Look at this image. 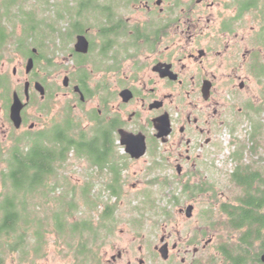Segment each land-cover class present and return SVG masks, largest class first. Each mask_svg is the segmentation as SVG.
Here are the masks:
<instances>
[{
	"label": "flooded vegetation",
	"instance_id": "flooded-vegetation-1",
	"mask_svg": "<svg viewBox=\"0 0 264 264\" xmlns=\"http://www.w3.org/2000/svg\"><path fill=\"white\" fill-rule=\"evenodd\" d=\"M53 1H59L54 12L60 30L49 25L55 38L43 39L24 57L33 59V68L39 62L55 68L49 54L57 41L58 51L64 52L67 61L64 67V62L58 66L64 69L61 84L71 99L62 114H82L75 118L78 127V120L90 127L107 124L114 140L111 149L124 150L118 163L141 161L156 147L165 158L160 162L173 168L175 178L184 182L179 185L180 195L192 197L198 193L197 186L190 184L198 163L207 160L209 149L219 146L224 132L233 131L230 126L239 122V114L252 121L251 140L254 126L261 124L257 116L263 114L264 118V101L258 96L264 84V0H0V59L4 46L21 52L20 38L27 26V45L33 41L36 16L27 6L46 10ZM79 44L87 46L84 52L76 51ZM65 79L67 86L63 85ZM25 83L29 101L21 112L19 129L9 119L12 96L3 109L15 133L27 126L26 133L33 134L36 124H28L25 109L35 104V93L44 100L47 91L34 78ZM35 83L43 86V97L35 91ZM2 85L3 81L0 93ZM73 121L70 117L66 124L73 126ZM160 132L165 135L158 137ZM122 136L144 139L145 155L131 158L120 145ZM107 165L100 173L108 172L111 180L115 171ZM116 172L120 178V171ZM258 177V184L264 181ZM159 181L161 188H167V179ZM106 192L110 198L112 190ZM98 204L97 221L106 223L108 203ZM188 206L194 210L187 204L177 213L191 221L193 210L188 217ZM223 215L225 227L239 232V248L222 244L215 252L213 224H202L203 231L187 222L178 231L177 223L166 222L154 238H147L144 229H129L127 240L112 238L111 231H104L87 254H80L84 244H89L84 239H51L44 232L40 238L20 240L12 238L14 233L11 238L2 234L0 264H264V226L254 229V250L250 248L247 255L243 244L247 228L231 227L226 212ZM237 251L242 256L232 257L231 252Z\"/></svg>",
	"mask_w": 264,
	"mask_h": 264
},
{
	"label": "rangeland",
	"instance_id": "rangeland-1",
	"mask_svg": "<svg viewBox=\"0 0 264 264\" xmlns=\"http://www.w3.org/2000/svg\"><path fill=\"white\" fill-rule=\"evenodd\" d=\"M32 4L36 3L33 1ZM51 4L46 10L39 6L35 9H32L30 5L27 6V9H31V12L36 15L34 26L31 24L35 28L32 40H35L34 44L39 46L42 44L43 39L55 38L48 29L49 25H52L54 30H60L61 23L58 22L59 19L55 17L54 12L55 5L59 4V1H53ZM59 7L57 9L58 14L61 13ZM28 31L29 27L27 26L20 38V46L25 53H28L27 49L31 50L37 47L31 41L27 45ZM52 49L53 51L49 55L52 57L54 66L56 65L55 68H50L45 62H39L30 74L25 72L27 61L21 52L18 53L12 46H4L1 52L0 82H5V90L3 89L4 91L0 93V174L3 171L5 172V162L12 147L17 144L16 142L19 143L29 135V133H26L27 126L15 133L7 119L8 114H4L3 109L8 98H11L13 91L18 92L24 102L23 84L26 80L36 79L43 84L47 91L44 100H41L39 95L35 93V104H31L25 109L24 115L28 119V124H36L33 134L44 131L50 136L53 134L52 130L54 128H63L70 117H73V127L75 129L78 127L75 124V118L79 119L83 116L82 114H62L65 108L71 104V99L65 96L66 91L63 90L61 84L63 79L61 71L64 69L58 66L61 65V62H64L62 64L64 67L67 61L64 60L66 57L63 54L64 52L58 51L57 41ZM42 55L46 57L45 54ZM14 68L16 69L15 74H13ZM258 96L259 100L263 102L264 84L261 86V92L258 93ZM258 96H255V99H258ZM239 116V122L230 126L233 131L224 132L219 139V146L209 149L210 153L206 156L207 160L201 164L198 163L197 170L194 173L196 176L190 183L191 186H197L198 193L192 195V197H189L190 194H187L186 198L180 195L181 187L179 185L184 184V182L175 178L176 174L173 168L168 169L164 166L165 163L160 162V159L165 158L162 157L161 150H156V147L151 149L148 156L136 163H129L124 160V163L122 161L118 163V160H121L124 155L122 148H118L115 152L113 150L109 152L107 161L110 163V167L112 169L116 168L115 171H120L119 197L116 198L107 196L106 190L110 183L108 172H101V175L100 166L92 167L94 166L93 162H91V166L88 160L77 158L72 153L69 155V159L57 169V180L47 181L48 185L46 187L40 188L24 200L28 205L24 209L38 215L29 225V228H32L31 231H25V227L22 226L26 234L25 239L33 238V228L37 227L42 229V233H48L51 239L59 238L75 241L84 238L87 243L92 245V242L102 238L105 231L101 222L97 221L99 213L97 208L93 207L94 203L107 202L110 212H108L106 220L111 232L114 234L112 238L129 239V235H131L129 229H144L148 234L147 238H154L156 232L159 233L161 223L166 222L177 223L175 228L178 231L185 229L186 227L183 225L187 222L192 224V228L195 226L205 231V226L202 224L207 223L214 225L211 234L215 239L213 243L215 252L218 246L222 244L229 245L230 243L229 248L234 245L239 248L240 244H237L240 236L239 232L225 227L226 218L220 212L221 205L226 203L238 205V199L244 195L243 189L230 181V176L236 170V165L242 166V168L245 166L244 168H247L250 172H256L260 170L259 168L264 170V162L260 161V158H264V136L258 138V154L251 155L249 149L253 147V141H251L252 139L248 141V133L252 121L245 119L244 114H239ZM262 116L263 114H259L258 118L253 116L252 119L261 120L260 122L264 126ZM235 118L238 120L236 116ZM76 123L79 124L78 130H82L87 137L90 138L95 135L96 126L90 127L83 120H78ZM238 156H241L240 162L234 160ZM113 179L114 177L111 176V184ZM162 179L168 180V183H166L167 188L160 187L161 181L159 180ZM112 186L114 187L113 184ZM3 193V182L0 178V196ZM2 200L0 198V213L3 212L1 210ZM69 203H72L74 207L70 209L69 207H61L62 204L68 206ZM17 204L20 206L19 203ZM187 204L194 206L191 221H188L184 215L177 213L178 208ZM58 220L63 222L59 229L56 227ZM83 221L87 223V226L92 223L94 229L83 228ZM100 228L103 230L99 231ZM15 233L22 234L23 232L19 228L16 229ZM179 234L183 233L180 232ZM1 238H3L2 235ZM252 250H254L253 247Z\"/></svg>",
	"mask_w": 264,
	"mask_h": 264
},
{
	"label": "trees",
	"instance_id": "trees-1",
	"mask_svg": "<svg viewBox=\"0 0 264 264\" xmlns=\"http://www.w3.org/2000/svg\"><path fill=\"white\" fill-rule=\"evenodd\" d=\"M34 42L35 40L31 43L34 44ZM20 51L24 56L31 55L29 49H27L28 53H25L21 46ZM4 83L3 81L2 87L5 90ZM96 127L97 130L95 135L90 138L87 137L84 132L78 130V127L74 129L72 125L66 124L63 128H54L52 130L53 134L51 133L52 135L50 136L42 131L37 134H29L19 143L16 142L17 144L12 147L7 156L5 172L3 171L0 174L4 191L0 196V198L3 199V204L1 206L3 212L0 213V237L2 234H5L8 238H11L10 233H14L15 235L12 236V238L16 237L20 240L26 238L25 231L32 230V228H29V225H31L32 220L35 219V216L38 215L24 209L28 206L24 200L32 196V194L40 188L46 187L48 185L47 181L57 180V169L69 159V155L72 153L77 158L88 160L91 166V162H93L94 166L92 167L97 165L100 166V170L105 169L108 164L107 156L112 150L110 144L113 143L114 140L112 138L111 129L107 124L99 122ZM263 129V125L260 123L254 126L251 138L253 147L249 149L251 155L258 154V138L259 136H263ZM234 160L240 162L241 156H238ZM260 161L264 162V158H260ZM107 167L109 170L113 171L116 169H112L108 165ZM244 167L245 166L242 168V166L236 165V170L230 176V181L234 185L242 189L245 188L244 196L238 199V205H221L220 212L222 214L226 212L231 227L241 228L244 225V227L247 228V234L243 244L246 245L245 247H247V249H250L252 248L254 236L252 233L254 229L258 230L259 225L264 226V181L261 180L258 184L260 179L258 176L264 179L262 176L264 170L259 168L260 170L256 172H250ZM119 181V175L115 171L112 183L114 187L111 184V180L108 184V188L112 190L110 198H112V196L115 198L119 197ZM17 203H19L20 206H18ZM94 204V208H97L99 205L98 203ZM61 207H69L70 209L74 206L72 203H69L68 206L62 204ZM104 217H108V214H104ZM62 224L63 222L58 220L56 222V227L59 229ZM101 225L105 231H111L107 222L101 223ZM22 226L25 227V231L22 229ZM85 227L94 229L92 223L90 226H87V223L83 221V228ZM19 228L20 231L23 232L22 234L15 233L16 229ZM102 228H100L99 231L103 230ZM41 230L40 228L34 227L32 231L34 232L33 237L40 238L42 233ZM83 249L84 252L82 251L80 254L89 253L86 251L91 249V244H84ZM245 251L247 255L250 252L249 250ZM231 255L232 257L233 255L236 257L242 256L238 251L234 253L231 252Z\"/></svg>",
	"mask_w": 264,
	"mask_h": 264
},
{
	"label": "water",
	"instance_id": "water-1",
	"mask_svg": "<svg viewBox=\"0 0 264 264\" xmlns=\"http://www.w3.org/2000/svg\"><path fill=\"white\" fill-rule=\"evenodd\" d=\"M81 45L80 44L77 45V49H76L77 52H81V51L84 52L86 50L87 46L85 44H81ZM81 47H83L82 50H81ZM34 52L35 51H33V53ZM33 66H34L33 59H29L27 61L26 68H25L26 74H29L32 71ZM63 85L67 86V79L63 81ZM34 89L40 94L41 97L45 95V90L40 83H35ZM24 97H25V102L21 100L17 92L12 93V103H11L10 111H9V119L15 129L20 128L21 123H22L21 112L23 108L25 107L26 103L29 101L28 83L24 84ZM163 135L165 134H162L160 132L158 137H162ZM120 145L125 147L126 153L130 155V157L133 159H140L141 157L145 155L146 146H145L144 139H142L141 141H137L136 137L135 139L134 137H132V139H129V137L127 136H122L120 139ZM192 210H193L192 206L187 207L186 215L188 217L191 215ZM262 261L264 262V255L262 257Z\"/></svg>",
	"mask_w": 264,
	"mask_h": 264
}]
</instances>
